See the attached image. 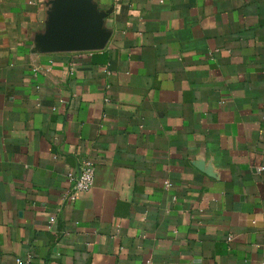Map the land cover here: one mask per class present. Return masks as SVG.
Masks as SVG:
<instances>
[{
	"label": "crops",
	"instance_id": "crops-1",
	"mask_svg": "<svg viewBox=\"0 0 264 264\" xmlns=\"http://www.w3.org/2000/svg\"><path fill=\"white\" fill-rule=\"evenodd\" d=\"M53 1L0 0V264H264V0H92L105 49L46 53Z\"/></svg>",
	"mask_w": 264,
	"mask_h": 264
},
{
	"label": "water",
	"instance_id": "water-1",
	"mask_svg": "<svg viewBox=\"0 0 264 264\" xmlns=\"http://www.w3.org/2000/svg\"><path fill=\"white\" fill-rule=\"evenodd\" d=\"M46 32L37 43L46 53L94 52L105 49L111 34L105 22L113 8L100 11L92 0H54Z\"/></svg>",
	"mask_w": 264,
	"mask_h": 264
},
{
	"label": "built area",
	"instance_id": "built-area-1",
	"mask_svg": "<svg viewBox=\"0 0 264 264\" xmlns=\"http://www.w3.org/2000/svg\"><path fill=\"white\" fill-rule=\"evenodd\" d=\"M96 165L91 159L82 160L79 170L71 173L68 177L70 187L63 196V201L73 202L84 193L89 192L95 184ZM169 187L170 184L167 183ZM55 218L51 219L54 222ZM16 264H31V260L22 258L16 259Z\"/></svg>",
	"mask_w": 264,
	"mask_h": 264
}]
</instances>
